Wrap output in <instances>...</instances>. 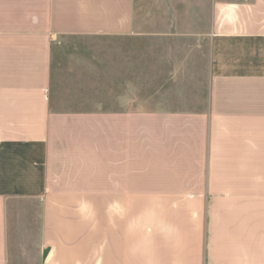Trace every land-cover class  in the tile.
<instances>
[{
    "label": "crops",
    "instance_id": "crops-1",
    "mask_svg": "<svg viewBox=\"0 0 264 264\" xmlns=\"http://www.w3.org/2000/svg\"><path fill=\"white\" fill-rule=\"evenodd\" d=\"M79 39L144 50L146 91L57 103ZM11 203L41 264H264V0H0V264Z\"/></svg>",
    "mask_w": 264,
    "mask_h": 264
},
{
    "label": "rangeland",
    "instance_id": "rangeland-1",
    "mask_svg": "<svg viewBox=\"0 0 264 264\" xmlns=\"http://www.w3.org/2000/svg\"><path fill=\"white\" fill-rule=\"evenodd\" d=\"M138 40L139 48L145 45ZM117 44V43H116ZM122 46V64L114 62L113 39H79L58 47L53 59L51 94L57 103L70 106V111H97L98 105L113 108L115 91L129 90L133 85L146 91V63L144 50H138L137 67L130 64L129 39L118 42ZM28 202V201H27ZM14 222L8 237V255L3 264H41V257L32 241L37 226L34 204L11 203ZM1 263V264H2Z\"/></svg>",
    "mask_w": 264,
    "mask_h": 264
}]
</instances>
